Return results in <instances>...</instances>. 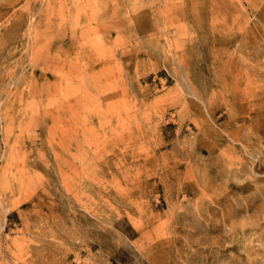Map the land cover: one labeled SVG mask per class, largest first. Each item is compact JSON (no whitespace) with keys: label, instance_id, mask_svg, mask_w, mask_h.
I'll return each instance as SVG.
<instances>
[{"label":"rangeland","instance_id":"rangeland-1","mask_svg":"<svg viewBox=\"0 0 264 264\" xmlns=\"http://www.w3.org/2000/svg\"><path fill=\"white\" fill-rule=\"evenodd\" d=\"M0 264H264V0H0Z\"/></svg>","mask_w":264,"mask_h":264}]
</instances>
